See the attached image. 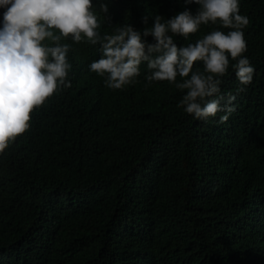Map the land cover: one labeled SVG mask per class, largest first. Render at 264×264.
<instances>
[{"label":"trees","instance_id":"obj_1","mask_svg":"<svg viewBox=\"0 0 264 264\" xmlns=\"http://www.w3.org/2000/svg\"><path fill=\"white\" fill-rule=\"evenodd\" d=\"M122 1L94 3L101 34L136 27L120 18ZM164 2L171 16L181 11ZM240 13L255 71L225 121L193 120L167 81L145 87L144 65L135 84L109 93L106 110L33 114L0 154V264L264 262V0H240ZM214 27L175 39L195 42ZM85 44L98 59L99 45ZM237 86L230 69L222 92Z\"/></svg>","mask_w":264,"mask_h":264},{"label":"clouds","instance_id":"obj_2","mask_svg":"<svg viewBox=\"0 0 264 264\" xmlns=\"http://www.w3.org/2000/svg\"><path fill=\"white\" fill-rule=\"evenodd\" d=\"M178 1L181 11L171 16L164 0H123L120 18L136 27L122 24L101 34L97 0H0V154L45 105L71 116L96 103L106 110L109 93L135 84L141 65L145 87L167 81L182 90L177 107L193 120L218 113L227 120L232 102L253 81L255 69L244 55L249 18L240 13V0ZM100 10L107 15L108 4ZM202 25L218 27L195 42L177 43ZM85 42L99 45L98 59L87 56ZM230 69L238 86L222 92ZM12 168L14 179L23 177V164Z\"/></svg>","mask_w":264,"mask_h":264}]
</instances>
